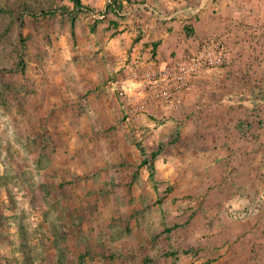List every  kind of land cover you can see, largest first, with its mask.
Segmentation results:
<instances>
[{"label":"rangeland","instance_id":"rangeland-1","mask_svg":"<svg viewBox=\"0 0 264 264\" xmlns=\"http://www.w3.org/2000/svg\"><path fill=\"white\" fill-rule=\"evenodd\" d=\"M210 38L229 62L173 103L114 90ZM196 108L247 116L264 147V0H0V264H264V182H197Z\"/></svg>","mask_w":264,"mask_h":264},{"label":"crops","instance_id":"crops-1","mask_svg":"<svg viewBox=\"0 0 264 264\" xmlns=\"http://www.w3.org/2000/svg\"><path fill=\"white\" fill-rule=\"evenodd\" d=\"M184 97L177 101L178 109H180L178 111H181V113L188 105L185 103L186 99H184ZM195 101L193 103H195ZM195 104H197V102ZM221 104L224 106L229 105L224 102V100H222V103L213 101L206 105L212 108L221 106ZM197 107H199V105ZM197 109L198 108L190 114V129L188 128L186 133L182 132V136L189 134L191 139L194 140V145L192 144L191 146V173L196 170L200 171V169V172L203 173L198 177L197 182L201 179L202 183L205 181L208 186L230 187L232 190L236 188L238 185H236V182L238 181H240V187H245L248 176L252 174L256 176L259 182H264V162H260V166L254 165L251 162L254 157H256L258 161H261V155H264V147L260 142L261 139H259L262 132L259 136L254 138L253 135H251L253 132L248 130V126L241 124L247 123L246 120L248 117L245 115L234 119L232 116L226 114L223 116H218V114L215 113H208L206 115L198 114ZM163 114H165V111ZM253 118L256 119L257 117L254 116ZM170 123V121H165V124ZM209 138L214 140L206 144L201 141V139ZM253 138L259 140V146L262 147L261 149L258 146L259 148L257 150H248L246 142H249ZM204 172H207V174H204ZM255 176L253 178H255ZM192 181L196 183L194 179H192ZM245 191L246 190H240L238 194L242 195ZM228 195L234 196L235 194L228 192ZM239 201L241 202L242 198H240ZM241 218L245 219L246 215L244 214Z\"/></svg>","mask_w":264,"mask_h":264},{"label":"built area","instance_id":"built-area-1","mask_svg":"<svg viewBox=\"0 0 264 264\" xmlns=\"http://www.w3.org/2000/svg\"><path fill=\"white\" fill-rule=\"evenodd\" d=\"M215 49H218L217 55H214ZM229 59L224 41L210 38L198 52H192L189 57L175 63L164 61L142 66L139 62H131L125 65L120 70L124 81H114L113 88L123 98L137 96L130 106L136 113H141L146 111L150 101L173 103L193 85L195 78L206 65L223 66Z\"/></svg>","mask_w":264,"mask_h":264}]
</instances>
